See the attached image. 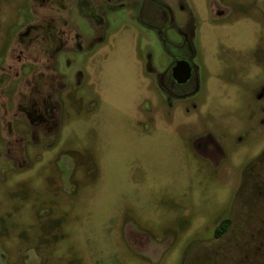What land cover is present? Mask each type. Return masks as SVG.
Returning a JSON list of instances; mask_svg holds the SVG:
<instances>
[{"label": "rangeland", "instance_id": "374dc122", "mask_svg": "<svg viewBox=\"0 0 264 264\" xmlns=\"http://www.w3.org/2000/svg\"><path fill=\"white\" fill-rule=\"evenodd\" d=\"M166 1L182 100L137 0H0V264H264V0Z\"/></svg>", "mask_w": 264, "mask_h": 264}, {"label": "flooded vegetation", "instance_id": "af4514ba", "mask_svg": "<svg viewBox=\"0 0 264 264\" xmlns=\"http://www.w3.org/2000/svg\"><path fill=\"white\" fill-rule=\"evenodd\" d=\"M86 1H88V4H86L85 6V8L87 9L86 13H84L79 7L82 17L88 19V21L92 23L93 25L99 26V23H102V21L104 23L105 21L102 16L103 14L101 13L108 6H111V5L119 6V3L122 0H86ZM137 1L139 4L138 7L143 9V14H142L143 17L145 15L144 13L145 11L154 12L153 18H158L157 20L160 22L161 26L156 27L153 24H150V25L146 24V26L154 27V29H156L159 32L161 36V40L163 41L164 45L168 47L171 40H169L168 37L166 38L165 36L166 34L164 33L166 29H163V28H164V24H167L173 21L175 22L174 18L170 14V12L173 13L171 5L167 3L166 0H137ZM78 5H79V0H78ZM216 12L218 16L225 14L222 8H218ZM183 31H180V42L179 43H175L171 41L172 43L180 47V58H178L174 63H172L171 66H169V68L162 73V76L159 77L160 78L159 86L162 88L163 92L166 93L167 95L172 94V95L180 96V100L186 99L190 95L197 92L198 85H199L198 80H197V75H196L197 68H196V65L191 61L192 56L195 53V47L193 45L192 39L188 38L187 40V37L183 35L184 33ZM52 37L53 36L50 35L49 38H52ZM178 60L188 61L192 65V68H193L191 77L185 83H177L172 75V68L174 67V65L176 64Z\"/></svg>", "mask_w": 264, "mask_h": 264}, {"label": "water", "instance_id": "95a60500", "mask_svg": "<svg viewBox=\"0 0 264 264\" xmlns=\"http://www.w3.org/2000/svg\"><path fill=\"white\" fill-rule=\"evenodd\" d=\"M192 65L186 60H178L172 68V75L177 83H185L192 75Z\"/></svg>", "mask_w": 264, "mask_h": 264}, {"label": "trees", "instance_id": "16d2710c", "mask_svg": "<svg viewBox=\"0 0 264 264\" xmlns=\"http://www.w3.org/2000/svg\"><path fill=\"white\" fill-rule=\"evenodd\" d=\"M86 4H88V1L86 0H79V7L81 8V10L86 13L87 9L85 8ZM231 221L229 218H224L222 219L218 225L215 228V236L216 237H221L229 228Z\"/></svg>", "mask_w": 264, "mask_h": 264}, {"label": "crops", "instance_id": "0c3cea01", "mask_svg": "<svg viewBox=\"0 0 264 264\" xmlns=\"http://www.w3.org/2000/svg\"><path fill=\"white\" fill-rule=\"evenodd\" d=\"M93 27V26H92ZM105 27V26H104ZM104 30V29H103Z\"/></svg>", "mask_w": 264, "mask_h": 264}]
</instances>
